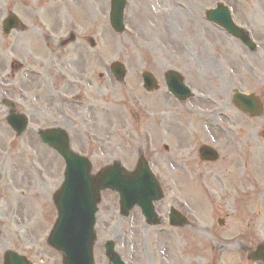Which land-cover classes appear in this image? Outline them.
<instances>
[{
	"label": "rangeland",
	"instance_id": "rangeland-1",
	"mask_svg": "<svg viewBox=\"0 0 264 264\" xmlns=\"http://www.w3.org/2000/svg\"><path fill=\"white\" fill-rule=\"evenodd\" d=\"M146 1L129 0L127 30L120 35L110 24L111 0H0V264L11 249L35 264H63L47 239L57 218L53 196L64 181L65 162L36 133V128L51 127L67 129L73 148L92 155L94 173L115 160L132 170L145 152L165 191L166 198L157 203L159 213L167 218L174 206L194 225L177 229L167 224L169 231L158 234L140 212L129 227L120 215L118 195L105 191L96 264H108L104 244L112 238L129 264H262L250 261L243 246L256 248L264 242V115H243L234 107L233 95L254 93L264 105V0H222L250 31L255 51L220 33L207 19L206 10L219 0H156V6ZM9 12L25 28L5 35L2 22ZM25 33L36 40L24 43V56H15L11 48ZM49 34L57 39L50 40ZM71 36L77 38L75 44L60 47L59 39ZM90 37L96 39V49L90 47ZM34 46L41 52H33ZM68 52L82 62L80 72L72 74L87 80L81 91L69 94L98 92L113 107L111 113L91 106L85 124L83 114L76 112V97L67 105L73 118L60 113L61 90L53 89L49 70L53 60L58 73L59 55ZM115 60L127 63L125 87L110 79L105 68V62ZM168 69L185 76L194 99L179 103L171 97L164 82ZM144 70L158 77L159 91L144 90ZM101 73L107 81L99 86ZM7 97L31 117L29 133L21 138L7 123ZM194 110L200 114L190 112ZM89 130L95 138L88 137ZM202 144L219 150V181H200L196 152Z\"/></svg>",
	"mask_w": 264,
	"mask_h": 264
},
{
	"label": "water",
	"instance_id": "water-1",
	"mask_svg": "<svg viewBox=\"0 0 264 264\" xmlns=\"http://www.w3.org/2000/svg\"><path fill=\"white\" fill-rule=\"evenodd\" d=\"M123 8V0H113L112 24L118 32L122 31ZM227 11L226 7L220 5L219 9L209 10L208 17L218 22L219 15L225 16ZM18 25L19 19L15 15H10L5 21L4 28L9 33ZM228 26L246 44L255 47V43L242 32L243 30L234 27L230 19ZM116 73L121 77L125 74L121 66L117 67V65ZM169 74V78L173 79V82H170L171 89L180 98H188L191 90L183 84V78L175 72ZM145 78L147 85L152 88L154 83L150 75L146 73ZM234 98L243 111L257 113L258 115L262 114V106L254 94L248 95L238 92ZM9 121L16 128H21L26 124L18 119H9ZM43 138L48 143L53 144L63 154L68 163L65 184L55 195V202L59 209V219L49 239L51 245L64 253L65 264H94L95 213L101 199V191L106 189L118 191L121 194L124 207L128 205V201L139 203L142 205L146 216L155 219L156 213L153 202L162 199L164 194L144 159L140 160L138 169L135 172L126 171L120 163L116 162L114 165L101 170L96 176H91V165L85 158L73 154L69 150L66 135L54 138L51 132H46L43 133ZM202 153L210 156L207 147L202 148ZM180 216L177 211L173 210L171 217L177 224H182L179 220ZM108 254L114 264H122L111 246H108ZM253 257L264 262V244L259 246L258 250L253 253ZM6 264L29 263L17 254L8 252L6 254Z\"/></svg>",
	"mask_w": 264,
	"mask_h": 264
},
{
	"label": "flooded vegetation",
	"instance_id": "flooded-vegetation-1",
	"mask_svg": "<svg viewBox=\"0 0 264 264\" xmlns=\"http://www.w3.org/2000/svg\"><path fill=\"white\" fill-rule=\"evenodd\" d=\"M219 53V52H218ZM72 52H68L66 54H64V57L60 56V59L64 60L63 62H59L57 63V66L63 67L65 69L68 70H76L78 67V62L76 61L75 58L72 57ZM51 65V74H56V68H54V62L53 60L50 63ZM218 65H219V61H218ZM218 81H219V67H218ZM102 81H106L104 76H101ZM62 81H67V78H61L59 76H55V82L57 85H59ZM219 83V82H218ZM197 154V153H196ZM194 155V153H193ZM198 157V163L197 166L200 168V180L201 181H212L213 179H217L219 181V164H213V163H207V162H203L199 156ZM202 163V164H201ZM194 175H197V173H195ZM188 227H192L191 223L188 225Z\"/></svg>",
	"mask_w": 264,
	"mask_h": 264
},
{
	"label": "bare ground",
	"instance_id": "bare-ground-1",
	"mask_svg": "<svg viewBox=\"0 0 264 264\" xmlns=\"http://www.w3.org/2000/svg\"><path fill=\"white\" fill-rule=\"evenodd\" d=\"M146 3L149 5V6H156L157 5V2L156 0H147ZM81 7L82 9H85V6L83 3H81ZM171 34H169L170 36ZM34 40H36V37L33 33H25L23 35H21L19 38H16V42L14 44H16V47L14 48H11L12 51H14V55L15 56H24V43L25 42H33ZM9 49V48H8ZM33 50L34 52H41V47L38 46V47H33ZM176 127H174V130H175ZM177 131V129L175 130ZM181 139V137H180ZM180 141V140H179ZM183 141V140H181ZM181 144V142H180ZM205 212H207V206L204 208Z\"/></svg>",
	"mask_w": 264,
	"mask_h": 264
}]
</instances>
